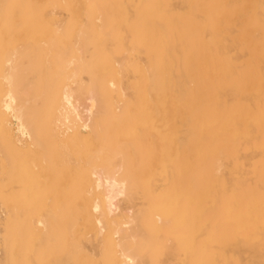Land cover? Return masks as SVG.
<instances>
[{
    "label": "bare ground",
    "instance_id": "1",
    "mask_svg": "<svg viewBox=\"0 0 264 264\" xmlns=\"http://www.w3.org/2000/svg\"><path fill=\"white\" fill-rule=\"evenodd\" d=\"M35 1L1 0L0 140L23 155L46 126L55 144L74 143L76 171L63 179L71 196L51 197L76 218L54 219L49 201L40 226L17 221L36 240L28 247L0 209V264L32 252L35 264H70L84 236L79 219L97 233L72 264L103 253L108 264H145L136 249L142 225L174 241L160 264H264V0H88L85 19L70 15L63 31L51 19L54 36L46 25L54 16L43 12L50 3ZM31 34L50 35L48 47L27 44ZM5 179L0 172L8 197ZM138 194L146 197L141 215L120 204Z\"/></svg>",
    "mask_w": 264,
    "mask_h": 264
},
{
    "label": "rangeland",
    "instance_id": "2",
    "mask_svg": "<svg viewBox=\"0 0 264 264\" xmlns=\"http://www.w3.org/2000/svg\"><path fill=\"white\" fill-rule=\"evenodd\" d=\"M42 0H36L35 1V4H36V6L38 5V4H40L41 5V3H39V2H41ZM46 1V0H45ZM56 1L57 0H55V2H54V0L52 1V0H47L46 2H49L50 3V6H48V8H46V6L45 5H43L44 7H45V9L46 10H43V12L45 11V12H47V10L48 11H51V13L53 14V16L54 17H52V15L50 16V18L48 19V21L50 22L49 24H46V25H48L47 27H49V25H50V27H51V29H50V27L49 28H47V29H50V31H52V33L50 34L51 36H52V34H53V36L55 35V33H54V31H53V26H51L52 24H54V23H52L51 24V21L53 20L54 22H56L58 25L57 26H61V25H63L66 21H67V19H68V17L70 16V15H75L74 17H77L79 20H84L85 19V17H86V14H85V16L83 15V14H81L83 11V9L85 8V3H86V7H87V5H88V0H77V2L79 3H81L82 4V6H80L79 7V11H80V13L78 12V10H76V7H77V2H76V0L74 1V0H67L68 2H71L72 4H73V6L74 7H71V5L70 6H68V5H66L67 6V8L68 7H71V9L69 8V10H71L72 11V13L70 12V11H68V9L66 8V6H63V5H65V4H67V3H65V2H67V1H65V0H61V2H63V5H57V3L60 1V0H58L57 1V3H56ZM130 0H127L126 2L128 3V4H126V6L128 7V5H129V2ZM10 2V1H9ZM61 2H60V4H61ZM74 2H76L77 4L76 5H74ZM42 3L43 4H46V3H44V1H42ZM51 3H53V6H51L52 4ZM0 4H1V0H0ZM81 4H78V6L79 5H81ZM131 4L133 5V3L131 2ZM42 6V5H41ZM131 6V5H130ZM38 7V6H37ZM43 7V8H44ZM39 8H41L40 6H39ZM74 8V9H73ZM78 8V7H77ZM132 9V7H129V9ZM10 10V9H9ZM13 9H11L10 11L13 13L14 12V10L12 11ZM74 10V11H73ZM11 12H9L10 14H12ZM44 12V13H45ZM71 14H70V13ZM49 13V12H48ZM81 14V15H79V14ZM84 13V12H83ZM17 14V15H16ZM20 14V13H19ZM17 12H15V15L14 14H12V15H14V17H18V19L17 18H14L13 19V16L12 15H10V16H12L10 19H11V22H13L15 19L17 20H15L16 22H14L15 23V25H16V23H18V25L21 23L20 22V20L22 19L23 20V18H24V16H23V18L21 17V15H19ZM69 14V15H68ZM50 15V14H49ZM48 15V16H49ZM20 16V17H19ZM27 17V16H26ZM71 17V16H70ZM40 18V17H39ZM38 18V16H37V19L39 20V22H38V20H37V22L35 23V27H37V25L41 22L40 21V19ZM72 18V17H71ZM13 19V20H12ZM28 19V18H27ZM30 19H31V16H30ZM52 19V20H51ZM35 20V19H34ZM99 20V19H98ZM33 21V20H32ZM31 20H29L28 21V23L30 24V22H32ZM43 21V20H42ZM52 21V22H53ZM35 22V21H34ZM33 22V23H34ZM70 22H71V19H70ZM14 23H13V26H15L14 25ZM23 23H27V22H24V20H23V22H22V25H23ZM33 23L32 24H30V25H33ZM45 23H47V22H45ZM45 23H43L44 24V27L46 26L45 25ZM68 23H69V21H68ZM28 24V26H30ZM37 24V25H36ZM67 24V23H66ZM12 25V24H11ZM22 25H21V27H22ZM12 26V27H13ZM17 26V25H16ZM24 26V25H23ZM25 26H26V24H25ZM22 27V28H28V27ZM54 26H56V25H54ZM64 26H69V25H64ZM20 27V26H19ZM31 27V26H30ZM29 27V28H30ZM41 27H43L42 25H41ZM63 26H61V28L60 27H58V29L60 28V29H62V31H63V28H62ZM18 28V27H17ZM38 28H40V26L38 27ZM69 28V27H68ZM68 28H67V30H68ZM14 29H15V27H14ZM31 29V28H30ZM32 29H34V26H33V28ZM55 29V28H54ZM57 29V28H56ZM59 29V30H60ZM65 29V28H64ZM67 30H64V31H67ZM60 32L59 34H61V35H64L65 33H67V32H65L64 34H63V32ZM49 32H46V34L47 33H49ZM33 33V32H32ZM28 34H30V32H28ZM42 34V33H41ZM44 34V33H43ZM46 34L45 35H43V36H46ZM27 35V34H26ZM25 35V36H26ZM32 35V34H31ZM29 35L30 37H31V39H30V37L28 38L29 40H27V36H26V40H25V37H22V38H24L23 39V42H22V39H20V42H22V43H24V44H26V42H27V44H29V42L31 41V40H34L37 44H39L41 41L43 42H41L42 44H43V47H48L47 45H48V41L51 39V38H49L48 39V37L50 36H48L47 35V37H45V39H48L47 41L44 39V37L42 36H40L39 38L38 37H33V36H35V35ZM40 35V34H39ZM67 35V34H66ZM38 36V35H37ZM50 36V37H51ZM65 36V35H64ZM32 38H34V39H32ZM65 38V37H64ZM38 39H42V40H38ZM24 40L26 41V42H24ZM47 42V44H46V42ZM130 41L131 40H129L128 39V41H126L127 43L126 44H128V45H130L131 46V44H132V42L130 43ZM35 42H30V45H32V43L34 44ZM56 42V41H55ZM58 42V41H57ZM22 43H18V45L19 44H21L22 45ZM36 43L34 44V46L36 45ZM40 43V44H41ZM44 43H45V45H44ZM23 44V45H24ZM26 44V45H27ZM50 44H52V40H51V42H50ZM20 45V46H21ZM26 45H24V46H26ZM128 45H126L127 47H130V46H128ZM33 46V45H32ZM30 47V48H28L29 49V51H30V49H31V51H33V49L32 48H35V47ZM50 46V45H49ZM18 47V46H17ZM29 47V46H28ZM24 48V47H23ZM22 50H24V49H22ZM27 50V49H26ZM25 50V51H26ZM36 50V49H35ZM56 49H54V50H50V54L52 55V51H55ZM13 51V50H12ZM14 53H13V55H16V52H15V50L13 51ZM27 52V51H26ZM17 53H18V51H17ZM22 54L24 53V52H21ZM55 54V53H54ZM17 56V55H16ZM22 56H24V55H21V57ZM53 57V55L51 56V58ZM25 58H28V57H25ZM54 58V57H53ZM26 60V59H25ZM5 65V64H4ZM115 66L118 68V71L121 69V64L118 62V61H116L115 62ZM4 67V66H3ZM129 72V73H128ZM127 73H128V75L130 76V74L132 75V73H130L131 71H128ZM82 75H84L83 77H85V78H87V75L88 74H82ZM127 75V76H128ZM73 84H75V83H73ZM86 102V101H85ZM85 104H87V102L85 103ZM85 104H82L81 105V108H83L84 107V105ZM46 128V129H45ZM75 129H79L80 130V128L78 127H75ZM44 130V131H43ZM49 127H48V130H47V127L46 126H41V127H39L38 129H37V138H33V139H31V143L27 146V150L25 151V152H22L23 153V155L21 154V153H15V152H13V151H11V149L8 147V143L4 140V138L2 137V139L3 140H0V141H2V143L4 144V143H6V147L8 148V150H7V148L5 147H2V145L0 146V172L2 173V175H4L7 179H5L6 181L4 182V184H6V186H5V188H6V191H7V189L9 190V192L7 191V193H10L9 195H8V197H10V199L8 198V197H6V195L4 194V190L5 189H3V193H0V209L1 210H4V212L6 213V214H9V215H11L12 216V219H13V221L15 222V220H16V222L15 223H17V221L22 225V223H27L26 225H25V228L22 226V228H21V225H19L18 226V224L19 223H17V226H15V227H17V228H15L14 229V227H13V233H17V234H19V231H20V229L19 228H21L22 230V232L24 233L25 232V234H24V236H23V241L24 242H26V244H27V246L28 247H30V245H31V247H32V245H33V247H35V245H36V240L35 239H30V238H34L33 237V235H31V237H29V234H27V231H25V230H27L28 229V227L29 228H35V227H37V226H40L39 224H36V223H38V222H36L37 221V218L39 217H42L43 215L45 216V214H46V212H48L47 211V209L48 210H51V208H52V211L53 210H55V211H53V212H56L55 214V218L53 217L54 215L53 214H51L50 216H48V218L49 219H51L52 217L54 218V219H57V217L58 218H62L63 216H66V214L67 213H70V215H71V217H72V220L74 219V218H76V217H74V213H73V210H72V206H70V205H68V203H67V201H66V203L67 204H63L64 203V201H62V202H59L60 204H55L54 202H52V197L51 196H53V190L55 191V190H57L58 191V195L56 194V196H57V198H58V196L60 197L61 195L63 196V191H64V196L63 197H65V196H68V197H70L71 195H70V180H71V176H72V173H70V172H72L73 170H74V166L75 165H73V164H76V163H74V160H75V162H77L76 161V159H75V156H74V154H75V150H77V149H74V143L70 140V139H68V138H66V141L65 142H63V143H65V145L64 144H61L62 142H60V139H58V138H56V143L57 144H55V139H53L52 140V135L49 133ZM43 132V133H42ZM45 134V135H44ZM83 134H88V132H86V131H84V133ZM42 135V136H41ZM49 135V136H48ZM45 137V138H44ZM55 138V137H54ZM0 139H1V136H0ZM46 139V140H45ZM49 139H51V140H49ZM58 140H59V142H58ZM30 141V140H29ZM54 142V143H53ZM94 143V146H99V144H96L95 142H93ZM1 144V143H0ZM54 145H56V146H54ZM61 145V146H60ZM5 146V145H4ZM83 145H81V147H80V150H82L81 152L82 153H84L85 154V150H84V148L82 147ZM9 151V152H8ZM109 150H105V152H108ZM8 152V155L6 154V153ZM84 154H83V156H84ZM11 157H13V159L11 158ZM77 160H78V158H77ZM73 163V164H72ZM55 166H54V165ZM79 164V163H78ZM53 167V169H52V167ZM57 166V167H56ZM7 169H6V168ZM75 167H77V166H75ZM17 168V169H16ZM50 168V169H49ZM72 170V171H71ZM7 171V172H6ZM22 171L23 172H25L24 174H22ZM74 171H76V169L74 170ZM12 172H13V174H12ZM62 172H65V174L64 173H62ZM67 172V173H66ZM71 174H69V173ZM60 173H62L61 174V176H60ZM74 174H76V172H73ZM67 174H69L68 176H69V178H70V180L69 179H65V180H63L64 178H65V175H66V178H68L67 177ZM62 175H64V176H62ZM74 176V175H73ZM75 177V176H74ZM59 178V179H58ZM72 179H74L73 177H72ZM58 180V181H57ZM60 180V181H59ZM67 180H69V184H67L68 183V181ZM75 180V179H74ZM73 182V181H72ZM160 180H158L157 181V183L158 184H160ZM59 183V184H58ZM58 184V185H57ZM69 185V186H68ZM73 186V183L71 184V187ZM16 187V188H15ZM65 187V188H64ZM11 188V189H10ZM69 188V189H68ZM136 188H138V187H135V188H133L132 190H136V191H140V192H142L145 196H146V194L143 192V190L141 189V190H138V189H136ZM64 189H66V190H69L68 191V193H67V195L65 194V190ZM1 191V190H0ZM61 191V192H60ZM12 192V193H11ZM61 194H60V193ZM14 193V194H13ZM52 193V194H51ZM55 193H56V191H55ZM60 194V195H59ZM70 196H69V195ZM143 194H138V195H136L135 197H133V199L132 200H129L128 198H126V199H121V202H120V204H121V206L123 207V206H126V205H130V204H133V205H135V214L136 215H141L142 214V207H145L146 206V204L144 205V201H145V199H146V197L143 195ZM19 196V197H18ZM48 196V197H47ZM17 197V198H16ZM22 197V198H21ZM45 197V198H44ZM63 197H61V198H63ZM15 200H13V199ZM21 198V199H20ZM60 198V199H61ZM66 198V197H65ZM72 198V197H71ZM59 199V198H58ZM20 200V201H19ZM45 202H44V201ZM42 203H44V204H42ZM49 201H51V203L49 202ZM47 202V203H46ZM146 202H147V200H146ZM49 203H50V205L52 206V207H50V206H48L49 205ZM46 204V205H45ZM54 204V205H53ZM61 205L62 206H65L64 208H62L61 207ZM68 205V206H67ZM40 206H41V208H40ZM43 206H45V207H43ZM59 206V207H58ZM54 207H56V208H54ZM45 208V209H44ZM17 210V211H16ZM41 210V211H40ZM44 210H45V212H44ZM45 214H44V213ZM50 212V211H49ZM48 212V213H49ZM19 213V214H18ZM18 214V215H17ZM14 215H16V216H14ZM47 215H49V214H47ZM21 217L23 218V220H22V222L20 221L21 220ZM153 217H154V219L156 220L157 219V214L156 215H153ZM38 218V219H39ZM52 218V219H53ZM25 219V220H24ZM32 219H33V221H35V219H36V221L33 223V221H32ZM26 220H28V221H26ZM85 223H86V225L84 224V221H83V219L81 220V219H79V221H78V224H77V227L79 228V230H81V231H83V233H84V236H77V239H76V241H75V244H73V246H72V248H73V254H72V259L69 257V259H68V261L70 262V264H72L75 260H77V259H79L78 260V262H80V263H82L83 262V255H84V253L83 252H80V249H81V245H82V243L83 242H86V240H87V236H89V235H95L96 233H97V229H96V226H94V223H92V222H88V221H85ZM27 226V227H26ZM35 226V227H34ZM23 229H25V230H23ZM20 231V232H21ZM21 232V233H22ZM17 234H15V235H17ZM33 234V233H32ZM27 237L29 238V239H27ZM139 238H140V240L136 243V249H137V251L140 253V256H141V258H142V260H143V262L145 263V264H160V261L165 257V255H166V252L168 251V250H171L172 248H173V246L175 245L174 244V241H168L166 238H165V236H161V237H159L157 234H155V235H153L150 231H148L147 230V228L145 227V226H141V228H140V236H139ZM30 242H29V241ZM30 244V245H29ZM138 247V248H137ZM32 252V251H31ZM246 252V251H245ZM263 252H264V250H263ZM32 254H34V252H32L31 253V255H30V253H29V255H23V254H21L20 253V258H21V260H19V256L18 255H14V259H16L17 261V264H35V254L34 255H32ZM251 253L249 252V251H247L246 253H245V255H250ZM16 256V257H15ZM23 256V257H22ZM183 258H184V256L183 255H180V251H179V253L178 252H176L175 253V258H174V260L175 261H177V262H180V261H183ZM14 263V262H13ZM84 264H108V259H107V257H106V254L105 253H103V254H100V255H98V256H95V257H93L92 259H90V260H87V261H85V263Z\"/></svg>",
    "mask_w": 264,
    "mask_h": 264
}]
</instances>
